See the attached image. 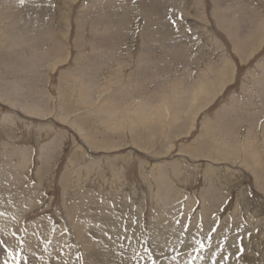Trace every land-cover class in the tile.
Here are the masks:
<instances>
[{"label":"rangeland","instance_id":"rangeland-1","mask_svg":"<svg viewBox=\"0 0 264 264\" xmlns=\"http://www.w3.org/2000/svg\"><path fill=\"white\" fill-rule=\"evenodd\" d=\"M5 10L0 264H264V0Z\"/></svg>","mask_w":264,"mask_h":264},{"label":"bare ground","instance_id":"bare-ground-1","mask_svg":"<svg viewBox=\"0 0 264 264\" xmlns=\"http://www.w3.org/2000/svg\"><path fill=\"white\" fill-rule=\"evenodd\" d=\"M110 1V0H109ZM113 1V0H112ZM36 2V1H35ZM124 2V1H123ZM32 3V2H31ZM114 4H116V2H114ZM118 4V3H117ZM31 5H34V3H32ZM30 5V6H31ZM13 13V10H5V11H0V22L2 21V20H5L6 18H8L11 14ZM124 15H127V14H124ZM3 16V17H2ZM20 37L16 40V43H19L20 42ZM15 42V41H14ZM11 55V54H10ZM15 59V58H14ZM14 59H11V61H8V60H5L4 61V63H3V69L5 70V72H8L9 71V69L11 68V67H13L15 64H17V62L14 60ZM142 62H144V61H142ZM15 67H17V66H15ZM14 67V68H15ZM18 67H19V65H18ZM21 70H22V68H21ZM21 70H19L20 72H21ZM25 71V70H24ZM19 72V73H20ZM21 73H23V72H21ZM88 88V87H87ZM82 89V88H81ZM90 89H91V87H90ZM89 90H87V92H88ZM86 92V91H85ZM85 92H82V94L83 93H85ZM263 96H264V92H262L261 93ZM83 96H85V95H83ZM262 96V98H264ZM88 97H89V95H88ZM90 97H91V95H90ZM92 98V97H91ZM250 98V97H249ZM84 99H86V97L84 98ZM91 101V100H90ZM84 102H86V101H84ZM87 102H88V99H87ZM91 102H93V101H91ZM141 103V102H140ZM145 105H146V103H144ZM86 105H88L89 106V104H86ZM90 105H92V104H90ZM136 105V104H135ZM144 105V106H145ZM246 105V104H245ZM244 105V106H245ZM264 105V104H263ZM262 105V106H263ZM145 107H147V106H145ZM143 108V107H142ZM39 109V108H38ZM96 109H97V107H96ZM106 109V108H105ZM141 110V109H140ZM96 111V110H95ZM94 111V112H95ZM262 111V110H261ZM101 112V111H100ZM142 112H143V116H144V118H145V115H146V112H147V109L145 108V109H143L142 110ZM264 112V111H263ZM99 113V112H98ZM139 113H141V112H139ZM251 114V113H250ZM254 114V113H253ZM105 115H106V113H105ZM110 115V114H109ZM141 115H142V113H141ZM260 115H261V113H260ZM142 117V116H141ZM258 118V117H257ZM111 119V118H110ZM234 123V122H233ZM231 141V140H230ZM251 142H253V141H251ZM249 143V142H248ZM167 186L165 187V193H167V191H168V184H166ZM90 223L88 222V225H89ZM86 226H87V224H86ZM32 232V231H31ZM87 232V231H86ZM90 233V232H89ZM141 234V233H140ZM35 235V234H34ZM86 237H87V235H86ZM37 239H38V237H37ZM101 240V239H100ZM30 241H32V240H30ZM34 241V240H33ZM41 242V241H40ZM39 242V243H40ZM105 242V241H104ZM44 246V243H42V246L41 247H43ZM44 247H46V246H44ZM48 248V247H47ZM139 248V247H138ZM127 250V249H126ZM128 251H129V249H128ZM146 251V250H145ZM148 251V250H147ZM95 252V251H94ZM111 252V251H110ZM110 252L108 253V254H110ZM121 252V251H120ZM29 253V252H28ZM45 253H46V251H45ZM51 254V253H50ZM87 255V254H86ZM100 255V254H99ZM106 255V254H105ZM121 255V254H120ZM27 258V257H26ZM174 258V257H173ZM177 259V258H176ZM91 261V260H90ZM84 262V261H83ZM94 262H97L98 264H112V260H103V261H101V260H98V261H94ZM85 263V262H84ZM117 263V262H116ZM178 263V262H177ZM189 263V262H188ZM205 263V262H204ZM93 264V263H92ZM119 264V263H118ZM180 264H182V261H180Z\"/></svg>","mask_w":264,"mask_h":264},{"label":"snow or ice","instance_id":"snow-or-ice-1","mask_svg":"<svg viewBox=\"0 0 264 264\" xmlns=\"http://www.w3.org/2000/svg\"><path fill=\"white\" fill-rule=\"evenodd\" d=\"M20 4L23 5L25 0H19Z\"/></svg>","mask_w":264,"mask_h":264}]
</instances>
